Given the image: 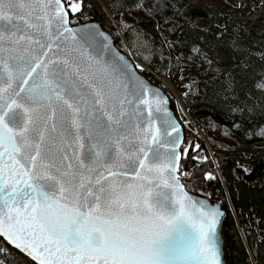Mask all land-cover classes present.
<instances>
[{
  "label": "snow or ice",
  "instance_id": "1",
  "mask_svg": "<svg viewBox=\"0 0 264 264\" xmlns=\"http://www.w3.org/2000/svg\"><path fill=\"white\" fill-rule=\"evenodd\" d=\"M147 4L132 7L167 22L160 0ZM90 7L0 0V264H224L225 213L195 194L197 165L189 170L209 157L194 155L201 145L186 139L191 122L167 82L149 78L157 50L123 13L112 34ZM173 8L183 15L179 0ZM180 43L159 51L169 78L206 63L224 77L217 95L241 118L234 128L264 115V51L230 42L237 79L212 67L207 43L187 54ZM177 79L187 96L189 78Z\"/></svg>",
  "mask_w": 264,
  "mask_h": 264
},
{
  "label": "trees",
  "instance_id": "2",
  "mask_svg": "<svg viewBox=\"0 0 264 264\" xmlns=\"http://www.w3.org/2000/svg\"><path fill=\"white\" fill-rule=\"evenodd\" d=\"M100 1L85 0L86 4L91 5L87 15L92 21L97 20L106 32L115 34L118 31L117 21L123 13V19L141 31L157 50L154 66L149 65L152 71L149 78L156 85L162 83L153 73L169 77L164 60L159 57L160 50L169 51V42L179 40L185 54L193 43H207L212 67L232 69L237 79L242 74L240 57L234 53L230 42L236 40L253 52L264 51V24H248L244 18H231L227 11L229 0H179L183 15L175 14L174 0H160L166 6L167 22L160 16L153 18L134 10L132 6L135 0H124L128 7L119 6L117 0ZM238 1H250L254 5L259 1L264 3V0ZM156 3L157 0H148L147 6ZM156 23H159V28L154 26ZM125 42H128L127 39ZM170 51L173 55L180 54L175 48ZM251 61L255 68H260L262 62L257 56H252ZM190 67L192 70L177 73L176 76L182 74L189 78L192 90L187 96L182 95L184 103L194 125L213 149L211 155L204 140L194 135V127H189V136L186 138L201 145L194 155L204 154L209 157L207 161H192L189 164L190 171L192 163L197 165L198 190L195 194H210L209 198L225 210L224 233L230 264H253L249 252L256 264H264V137L257 134L264 127V115L257 112L244 119L240 129L234 128L233 121L241 118L233 117L222 96L217 95L224 77L217 76L206 63ZM251 71L248 70L249 75ZM181 84L184 93L187 85ZM166 91L172 98L175 110L177 103L171 93ZM250 149L254 150L255 155L250 153ZM210 171L215 177L212 180L205 176Z\"/></svg>",
  "mask_w": 264,
  "mask_h": 264
},
{
  "label": "rangeland",
  "instance_id": "3",
  "mask_svg": "<svg viewBox=\"0 0 264 264\" xmlns=\"http://www.w3.org/2000/svg\"><path fill=\"white\" fill-rule=\"evenodd\" d=\"M227 11H228L231 18H234V17L244 18L248 24H256V23H260V22L262 24H264V3L261 1H259L256 5H254L250 1L241 2L238 0H229L228 6H227ZM108 13H109V11H108ZM153 75L155 77L159 78L160 80H162V82L160 81L162 84L167 82L168 87L176 94L178 101H179V104L183 107L184 111L187 113V115L184 117V119L186 121H190L191 127L193 126L195 129L194 135H196L198 137L199 136L204 137L203 133L194 125L192 119L189 116L188 109L184 103L183 96H182L183 91H184V86L177 79L178 76L171 79L169 77H162V76L156 75L155 73H153ZM166 89L170 92V90L168 88H166ZM171 95H172V93H171ZM180 100L182 101V104L180 103ZM175 101H177V100L175 99ZM176 103H178V102H176ZM180 115H181V113L178 111L177 116L179 117ZM184 127H185V130L189 133L190 132L189 131V125L185 124ZM203 140L207 145L209 153L212 155L213 149L208 144V142L205 140V138ZM250 153L255 155L253 149H250ZM200 156L202 157V156H204V154L203 155L201 154ZM198 196L205 197V194L204 195L203 194L198 195ZM209 197H210V195L207 196L206 198H209Z\"/></svg>",
  "mask_w": 264,
  "mask_h": 264
},
{
  "label": "water",
  "instance_id": "4",
  "mask_svg": "<svg viewBox=\"0 0 264 264\" xmlns=\"http://www.w3.org/2000/svg\"><path fill=\"white\" fill-rule=\"evenodd\" d=\"M95 22H98L97 20H93ZM99 23V22H98ZM102 26V25H101ZM103 28V27H102ZM157 78V77H156ZM159 81L162 82V80H160L159 78H157ZM167 88L170 90V92L172 93L173 97L177 100L176 102L179 103L178 101V98L176 96V94L167 86ZM180 105V104H179ZM200 198H205V197H201ZM209 199V198H208ZM211 202L213 203H216L214 202L213 200L209 199ZM217 204V203H216ZM221 207V206H220ZM222 210L224 211L225 215L224 217L222 218V222H221V231H222V235L224 237V240H225V245H224V251H223V256H222V260L224 262V264H230V259H229V252H228V249H227V239H226V236H225V233H224V224H225V220H226V212L225 210L223 209V207H221Z\"/></svg>",
  "mask_w": 264,
  "mask_h": 264
},
{
  "label": "bare ground",
  "instance_id": "5",
  "mask_svg": "<svg viewBox=\"0 0 264 264\" xmlns=\"http://www.w3.org/2000/svg\"><path fill=\"white\" fill-rule=\"evenodd\" d=\"M172 87V86H171ZM173 88V87H172ZM180 103L182 104V101L180 100ZM249 256H250V258H251V260H252V263L253 264H256L255 263V260H254V258H253V256H252V254L249 252Z\"/></svg>",
  "mask_w": 264,
  "mask_h": 264
}]
</instances>
